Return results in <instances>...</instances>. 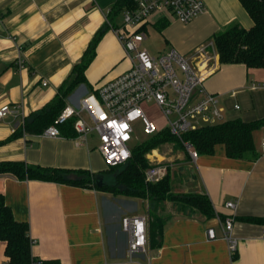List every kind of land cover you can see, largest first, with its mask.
<instances>
[{
	"label": "crops",
	"instance_id": "obj_1",
	"mask_svg": "<svg viewBox=\"0 0 264 264\" xmlns=\"http://www.w3.org/2000/svg\"><path fill=\"white\" fill-rule=\"evenodd\" d=\"M117 1L0 0V109L9 105L11 110L0 120V141L9 139L26 119L55 101ZM202 1L205 13L187 25L169 12L151 14L143 29V49L148 51L146 43L153 40L158 55L175 49L193 57L196 50L214 43V36L227 29L240 25L250 30L255 25L240 0ZM120 17V22L115 21L119 27L123 22ZM17 46L22 49L21 68ZM213 64L215 71L204 85L219 98L224 110L222 122H264V68L223 65L218 54ZM130 68L123 46L109 29L86 71L89 87L83 84L76 88L66 99L67 106H77L91 93L89 88L95 91ZM253 85L257 89H252ZM253 137L261 154L257 161L228 158L225 147L219 145L213 155L196 160L190 153L189 157L178 155L179 160L169 165L173 178L177 174L180 177L175 193L206 194L223 220L234 217V235L239 239L234 258L228 253L219 217L206 219L171 202L156 208L157 214L166 218L161 247L152 249L148 244L144 253L130 260L121 220L124 216H148L141 209L146 200L51 182L22 181L12 175H0V195L15 219L29 224L35 259L59 264H264V227L244 220L264 218L261 129ZM98 144L96 134H91L85 144L76 136L25 134L0 146V162L22 161L32 167L85 170L98 175L107 170ZM128 202L136 205L130 208L121 204ZM226 202H236V211L227 209ZM209 228L216 230V240H209ZM6 246L0 241V264L9 263Z\"/></svg>",
	"mask_w": 264,
	"mask_h": 264
},
{
	"label": "built area",
	"instance_id": "obj_2",
	"mask_svg": "<svg viewBox=\"0 0 264 264\" xmlns=\"http://www.w3.org/2000/svg\"><path fill=\"white\" fill-rule=\"evenodd\" d=\"M206 11L202 0H138L135 10L125 11L122 25L112 28L131 62V68L116 79L104 83L96 92L87 93L79 104H69L56 118L44 134L52 138L61 137L59 127L74 120L76 139L87 143L91 134L98 137V151L107 168L125 165L132 157L129 143L132 140L133 123L142 120L145 131L151 137L159 133L144 113L143 106L154 104L166 120V128L182 141V135L207 125L222 123L223 108L217 95L209 93L205 80L215 71L213 64L217 54L214 43L196 50L193 57H187L175 49L154 56L143 49L146 33L142 29L151 14L169 12L183 24H189ZM19 68L24 66L21 47L17 46ZM213 53V54H212ZM44 86L48 83L44 82ZM258 86L253 85L252 89ZM234 95V94H233ZM239 109V106H235ZM10 106L0 109V120L10 114ZM262 147L264 148V124ZM161 132V131H160ZM183 142V141H182ZM190 156L196 160L198 154L189 143L183 142ZM145 172L148 184L160 182L167 174V166L154 163ZM225 207L233 212L236 202H226ZM219 224L226 241L228 253L235 257L239 239L234 235V217L223 220L219 215ZM148 217L146 215L124 216L122 230L128 236L127 253L130 260L144 253L148 246ZM209 240H216L214 228L207 231ZM32 243H34L32 241ZM45 260L34 259L32 264H44Z\"/></svg>",
	"mask_w": 264,
	"mask_h": 264
},
{
	"label": "trees",
	"instance_id": "obj_3",
	"mask_svg": "<svg viewBox=\"0 0 264 264\" xmlns=\"http://www.w3.org/2000/svg\"><path fill=\"white\" fill-rule=\"evenodd\" d=\"M254 21V27L246 30L235 25L225 32L214 36V45L221 64H240L247 68H264V0H240ZM138 0H118L107 15V21L91 40L84 56L77 63L54 102L43 110L26 119L23 126L13 135L0 141L3 146L25 134L41 135L54 124L56 118L67 106L66 99L80 85H88L86 71L96 57L97 47L111 28H118L116 19L125 11L135 10ZM144 29V27L142 28ZM90 92H96L89 88ZM74 120L59 127L64 137H75ZM264 122H244L240 119L207 125L182 135V141L193 146L198 156L213 155L216 147L223 145L226 155L231 159L257 161L261 154L257 151L253 134L261 129ZM179 138L169 130H163L132 149L131 159L123 166L107 168L101 174L85 170L32 167L25 162L1 161L0 175H12L19 180H32L94 189L115 197L146 200L157 205L171 202L184 208H190L206 219L217 216L206 194H177L173 189V175L167 169L166 176L158 183L148 184L145 172L150 167L147 154L165 143L175 142L182 146ZM148 244L152 249L160 248L165 231L166 218L159 214H148ZM222 218V217H221ZM264 227V218L248 217L244 219ZM0 241L6 242L5 254L8 264H32V240L28 223L18 222L5 199L0 195ZM44 264H59L58 261H45Z\"/></svg>",
	"mask_w": 264,
	"mask_h": 264
},
{
	"label": "rangeland",
	"instance_id": "obj_4",
	"mask_svg": "<svg viewBox=\"0 0 264 264\" xmlns=\"http://www.w3.org/2000/svg\"><path fill=\"white\" fill-rule=\"evenodd\" d=\"M121 21V17L119 16L117 18V22ZM148 46V47H147ZM146 47L148 48V51L151 55L158 56V51H157V43L153 40H149L146 43ZM213 54V53H212ZM143 110L147 118L154 123L156 127V131L160 132L163 131L166 128V120L162 114V112L158 109V107L154 104H148L146 103L143 106ZM133 133H132V140L129 143V147L131 149L139 146L140 144L144 143L148 139L151 138L149 134L146 133L145 131V124L142 120H137L136 122L133 123ZM150 156H153L155 158L154 163L161 162L167 168H170L169 165L173 164L174 162L178 161L179 159L177 158L178 155H187L189 157V152L186 149L185 146H182L178 143L171 142V143H165L161 145L158 149L153 150L147 154V159L149 160L150 164ZM187 157V158H188ZM174 173V171H173ZM178 173V172H177ZM182 177V176H181ZM180 180L179 175L177 174L175 178H173V189H177V181ZM125 198V197H123ZM126 200V199H125ZM122 206H129L134 207L136 204L135 203H121ZM141 204V203H140ZM156 208H160L159 206L157 207V204L155 203H150L149 201H146L144 209L148 214H151V216H155L157 214ZM115 209L118 210V208L115 207Z\"/></svg>",
	"mask_w": 264,
	"mask_h": 264
}]
</instances>
